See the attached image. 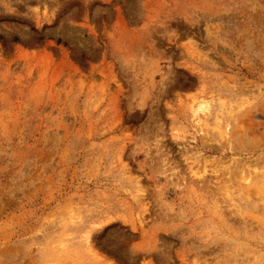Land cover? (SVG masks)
<instances>
[{"label": "rangeland", "instance_id": "rangeland-1", "mask_svg": "<svg viewBox=\"0 0 264 264\" xmlns=\"http://www.w3.org/2000/svg\"><path fill=\"white\" fill-rule=\"evenodd\" d=\"M0 36V264H264V0H0Z\"/></svg>", "mask_w": 264, "mask_h": 264}, {"label": "trees", "instance_id": "trees-1", "mask_svg": "<svg viewBox=\"0 0 264 264\" xmlns=\"http://www.w3.org/2000/svg\"><path fill=\"white\" fill-rule=\"evenodd\" d=\"M31 31L37 33V30H36L35 28H31ZM0 41H3V38H2L1 36H0ZM37 41H38V42H43V41H44V38H43L42 36H39V37L37 38ZM11 42H12L13 44H16V43H19V40H18L17 38L14 37V38L11 40ZM56 44H57V45L62 44L64 47H67V43H65V42L62 43L60 39H57V40H56ZM78 60H79L82 64H84L85 61H86V58H85L83 55H80L79 58H78Z\"/></svg>", "mask_w": 264, "mask_h": 264}, {"label": "bare ground", "instance_id": "bare-ground-1", "mask_svg": "<svg viewBox=\"0 0 264 264\" xmlns=\"http://www.w3.org/2000/svg\"><path fill=\"white\" fill-rule=\"evenodd\" d=\"M200 110V109H199Z\"/></svg>", "mask_w": 264, "mask_h": 264}]
</instances>
